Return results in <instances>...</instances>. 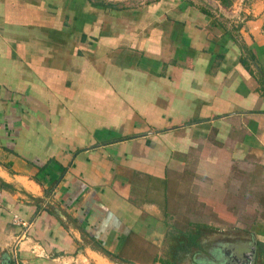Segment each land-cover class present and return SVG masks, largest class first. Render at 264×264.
I'll use <instances>...</instances> for the list:
<instances>
[{"label": "crops", "instance_id": "0c3cea01", "mask_svg": "<svg viewBox=\"0 0 264 264\" xmlns=\"http://www.w3.org/2000/svg\"><path fill=\"white\" fill-rule=\"evenodd\" d=\"M225 148L264 156V0H0V264H155ZM218 232L191 264H264Z\"/></svg>", "mask_w": 264, "mask_h": 264}, {"label": "rangeland", "instance_id": "374dc122", "mask_svg": "<svg viewBox=\"0 0 264 264\" xmlns=\"http://www.w3.org/2000/svg\"><path fill=\"white\" fill-rule=\"evenodd\" d=\"M228 150L224 149L223 156L208 158L209 163L217 159L213 166L193 153L186 158L184 170L173 175L164 216L167 241L155 264H191L199 251L190 247L185 252L180 241L196 230L200 246L208 244V251L216 256L218 231L226 236L248 230L264 218V156H235Z\"/></svg>", "mask_w": 264, "mask_h": 264}, {"label": "trees", "instance_id": "16d2710c", "mask_svg": "<svg viewBox=\"0 0 264 264\" xmlns=\"http://www.w3.org/2000/svg\"><path fill=\"white\" fill-rule=\"evenodd\" d=\"M221 1L223 2V4H227V0H221ZM197 233L199 234V230H196L195 233H192V234H189V235L187 234V236L185 237L186 240L184 241V239H182L180 241L182 249L185 252L189 253L190 247L194 250V252L200 251L201 246H200V242H199ZM178 240H180V239H178ZM178 240H177V242H178ZM178 247H180V246H178ZM193 254H195V253H192L191 255L193 256Z\"/></svg>", "mask_w": 264, "mask_h": 264}, {"label": "built area", "instance_id": "2783aa9c", "mask_svg": "<svg viewBox=\"0 0 264 264\" xmlns=\"http://www.w3.org/2000/svg\"><path fill=\"white\" fill-rule=\"evenodd\" d=\"M1 194H2V190H1V188H0V200H1ZM14 221H15V223H17V222H18V219H17V217H16V216H14Z\"/></svg>", "mask_w": 264, "mask_h": 264}]
</instances>
